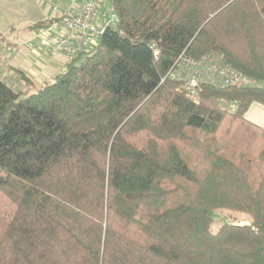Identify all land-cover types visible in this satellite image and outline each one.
<instances>
[{"label":"trees","instance_id":"trees-1","mask_svg":"<svg viewBox=\"0 0 264 264\" xmlns=\"http://www.w3.org/2000/svg\"><path fill=\"white\" fill-rule=\"evenodd\" d=\"M108 2L121 32L85 62L38 91L0 77V264H264V127L247 118L264 90L166 78L216 51L264 80V0ZM222 209L252 224L214 231Z\"/></svg>","mask_w":264,"mask_h":264},{"label":"built area","instance_id":"built-area-1","mask_svg":"<svg viewBox=\"0 0 264 264\" xmlns=\"http://www.w3.org/2000/svg\"><path fill=\"white\" fill-rule=\"evenodd\" d=\"M102 1L71 0L65 7H54V22L49 27L38 30L40 45L34 46L32 50L49 59L62 57L69 61L78 58L80 62H85L106 30L121 32L119 19L114 12L108 10L101 15ZM1 43L0 41V77H3L24 43L19 40L8 47ZM152 49L156 59L159 52L154 46ZM9 72L12 76H17L15 81H9L15 85L18 82L17 71ZM166 78L180 82L185 90L192 93L202 85L264 90V80L252 78L237 70L227 63L224 54L216 51L207 52L198 58L182 53ZM219 105L232 113L238 110L237 102H221Z\"/></svg>","mask_w":264,"mask_h":264},{"label":"rangeland","instance_id":"rangeland-1","mask_svg":"<svg viewBox=\"0 0 264 264\" xmlns=\"http://www.w3.org/2000/svg\"><path fill=\"white\" fill-rule=\"evenodd\" d=\"M71 0H0V36L4 38L1 41L2 45L10 46L17 41L26 42L29 39V33H32L27 29L30 24L41 21L45 18H49L55 15L54 7H65ZM109 2L108 0L102 1L100 8L101 15L108 12ZM30 43H24L19 49V55L22 60L28 63V71L32 77H35V90H40L47 83L54 81L57 75L66 72L67 60L62 57H56L49 59L46 56H41L32 50L34 46L39 44V32L35 30L32 34ZM29 39V40H30ZM18 55V56H19ZM10 67L5 72L3 77L8 81L13 82L17 78L16 75H11L9 71L21 70L17 67ZM18 84V83H16ZM257 106L254 109L258 119L263 121L264 113L260 114V104H253ZM216 221L213 226L214 231H218L224 224H238V225H250L252 224V218L249 214L222 209L216 212Z\"/></svg>","mask_w":264,"mask_h":264},{"label":"crops","instance_id":"crops-1","mask_svg":"<svg viewBox=\"0 0 264 264\" xmlns=\"http://www.w3.org/2000/svg\"><path fill=\"white\" fill-rule=\"evenodd\" d=\"M53 17H54V15L51 16V17H49V18H45V19H43V20L50 19V18H53ZM43 20H41V21H43ZM33 32H34V31H32V33H29V39L32 37ZM29 39H28L26 42H28V41L31 40V39H30V40H29ZM26 42H23V43H26ZM19 53H20V52H19ZM19 53L13 58V60H12V62H11V67H13L14 69H16L15 67H17L18 69H21L22 71H24L25 73H27L28 76H29L33 81H35L34 79H35V77H37V76L34 75V77H32L33 75H31V74L29 73L28 69H27V68H28V63H26V62H24V61L22 60V58L20 57ZM18 55H19V56H18ZM254 104H258V103H254ZM260 105H261V104H260ZM255 107H257V106H253V105H251V107L249 108V110H248V112H247V118H248L249 120H251L252 122H254V123H256V124H258V125L264 127V119H263V121H260V119H258L256 113L254 112ZM260 107H262V108H260L259 111H260V114H262V113H264V105H262V106H260Z\"/></svg>","mask_w":264,"mask_h":264}]
</instances>
